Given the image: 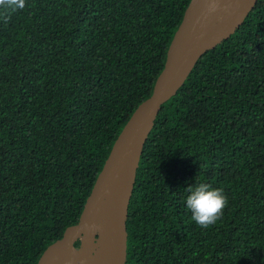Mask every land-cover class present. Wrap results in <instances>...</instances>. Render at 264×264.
Listing matches in <instances>:
<instances>
[{
    "label": "trees",
    "instance_id": "obj_1",
    "mask_svg": "<svg viewBox=\"0 0 264 264\" xmlns=\"http://www.w3.org/2000/svg\"><path fill=\"white\" fill-rule=\"evenodd\" d=\"M191 1L26 0L0 21V264L78 223ZM201 182L229 201L208 229L186 205ZM127 231V264H264V0L163 106Z\"/></svg>",
    "mask_w": 264,
    "mask_h": 264
},
{
    "label": "water",
    "instance_id": "obj_2",
    "mask_svg": "<svg viewBox=\"0 0 264 264\" xmlns=\"http://www.w3.org/2000/svg\"><path fill=\"white\" fill-rule=\"evenodd\" d=\"M258 1L190 2L152 95L136 109L114 143L78 223L45 250L38 264H127L129 205L143 150L157 117L184 86L199 60L230 38ZM213 5L215 11H210Z\"/></svg>",
    "mask_w": 264,
    "mask_h": 264
},
{
    "label": "clouds",
    "instance_id": "obj_3",
    "mask_svg": "<svg viewBox=\"0 0 264 264\" xmlns=\"http://www.w3.org/2000/svg\"><path fill=\"white\" fill-rule=\"evenodd\" d=\"M25 7L26 0H0V21L9 23L12 16ZM210 11H215V5ZM186 191L190 193L186 198L187 209L197 226L208 229L223 217L229 203L223 189L212 188L211 185L201 182Z\"/></svg>",
    "mask_w": 264,
    "mask_h": 264
}]
</instances>
